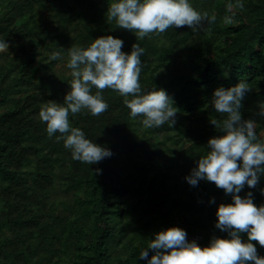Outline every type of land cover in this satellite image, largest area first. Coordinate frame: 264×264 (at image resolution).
Here are the masks:
<instances>
[{"label":"trees","instance_id":"trees-1","mask_svg":"<svg viewBox=\"0 0 264 264\" xmlns=\"http://www.w3.org/2000/svg\"><path fill=\"white\" fill-rule=\"evenodd\" d=\"M109 2L0 0V38L9 42L0 53V264H147L141 248L169 226L185 228L201 246L228 235L215 222L219 204L232 202L231 194L214 181L193 186L185 177L209 150V138L223 134L211 123L226 115L211 105L217 87L247 80L251 90L241 111L264 132L258 115L264 0H191L208 14L199 30L170 26L143 39L107 19ZM107 34L121 37L128 52L138 40L145 49L142 88L166 89L178 111L172 125L145 127L141 116L129 115L124 97L106 87L105 111L82 109L69 117L88 138L112 149L89 164L72 158L56 139L62 134L48 135L39 111L50 100L62 103L70 89L71 70L57 72L68 49ZM55 51L61 56L53 58ZM261 189L264 174L240 194L251 190L260 205ZM253 243L264 255V245Z\"/></svg>","mask_w":264,"mask_h":264},{"label":"clouds","instance_id":"clouds-1","mask_svg":"<svg viewBox=\"0 0 264 264\" xmlns=\"http://www.w3.org/2000/svg\"><path fill=\"white\" fill-rule=\"evenodd\" d=\"M207 13L197 10L191 0H110L107 19L133 30L138 39L149 34L163 33L170 26H190L197 31L207 18ZM215 17H212L214 19ZM124 40L112 34L101 35L87 46L68 49L66 67L70 69V89L63 102L50 100L39 111L46 122L49 136L59 132L56 139H63L65 148L73 159L89 164L98 163L111 156L112 149L94 142L80 128L70 123V113L87 109L99 115L108 108L102 91L106 87L117 90L129 108L133 118L142 117L145 127L175 123L178 111L173 97L164 88L144 89L140 82L142 54L145 49L133 43L130 52L122 50ZM9 42L0 38V53L8 51ZM53 58L61 52H53ZM93 87L97 89L92 92ZM251 90L247 80L224 87H217L211 105L216 112L226 114L222 120L211 123L223 134L210 137L208 151L199 157L185 179L193 186L201 179L214 181L232 202L220 203L216 211V227L227 232L226 237L213 236L201 246L196 239L189 240L185 228L172 225L154 234L139 257L147 264H264V255L258 254L259 241L264 245V204L254 202L249 190L241 195L245 185L255 188L264 174V132L258 133V120L245 118L242 114L243 100ZM258 115L264 117V101L258 106ZM95 172L102 169L96 168ZM264 192V189H261ZM215 203V197L211 198ZM247 233V239L242 233ZM149 250L154 254L149 257Z\"/></svg>","mask_w":264,"mask_h":264},{"label":"rangeland","instance_id":"rangeland-1","mask_svg":"<svg viewBox=\"0 0 264 264\" xmlns=\"http://www.w3.org/2000/svg\"><path fill=\"white\" fill-rule=\"evenodd\" d=\"M67 71H68V68L66 67L65 64L59 65L57 67L58 74H65ZM191 239H197V240H199L200 238H189V240H191Z\"/></svg>","mask_w":264,"mask_h":264}]
</instances>
